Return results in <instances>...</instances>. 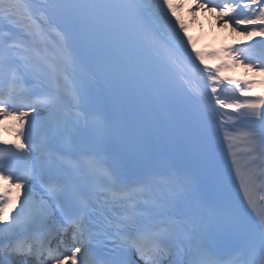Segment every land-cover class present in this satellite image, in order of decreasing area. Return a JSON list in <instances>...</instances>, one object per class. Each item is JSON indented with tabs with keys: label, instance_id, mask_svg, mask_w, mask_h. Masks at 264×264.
<instances>
[{
	"label": "snow or ice",
	"instance_id": "1",
	"mask_svg": "<svg viewBox=\"0 0 264 264\" xmlns=\"http://www.w3.org/2000/svg\"><path fill=\"white\" fill-rule=\"evenodd\" d=\"M187 3L0 0V127L15 122L0 139V264H264V209L250 211L264 96L222 75H264L247 55L264 53V0H192L193 21L203 10L259 38L215 68L178 15ZM188 58L195 103L172 78Z\"/></svg>",
	"mask_w": 264,
	"mask_h": 264
},
{
	"label": "bare ground",
	"instance_id": "2",
	"mask_svg": "<svg viewBox=\"0 0 264 264\" xmlns=\"http://www.w3.org/2000/svg\"><path fill=\"white\" fill-rule=\"evenodd\" d=\"M145 3L149 4L148 0H145ZM190 5H191V3H190ZM180 12H181L180 14L183 15V18H181V19L186 24L187 19H189V17L192 15V13L189 11V6L185 5V7L182 10H180ZM208 13H210V12H204L203 10H201L200 12H197V14L195 13V15H196L195 21H193L192 20L193 18L191 17L189 25L192 26L191 30H192L193 34H190L189 32H187V35L192 38V43H198L201 41L202 38L211 35L212 34L211 32L213 31L214 28H217V31H224L225 30L227 38L234 37V36H243V34L239 30L233 31L232 27L229 28V27L219 26L218 23H216L215 21H212L213 17L208 15ZM211 15L216 16V14H214V13H211ZM205 24H207L208 26L204 27L203 25H205ZM200 25H202V27H200ZM215 37H216V33H215ZM250 72H252V69L245 68V74L248 77L250 76L249 75ZM14 127H15L14 122L11 120L6 121L5 125L3 127H0L1 132L5 134L4 136L7 138V140L10 139V135H8L7 133L8 132L13 133L14 131L12 129ZM14 203H15V201H14ZM11 208H13V205H9L7 207L6 212L4 214L5 220H8Z\"/></svg>",
	"mask_w": 264,
	"mask_h": 264
}]
</instances>
